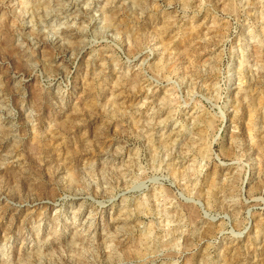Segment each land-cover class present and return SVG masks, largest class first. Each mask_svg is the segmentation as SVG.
Wrapping results in <instances>:
<instances>
[{"label": "rangeland", "instance_id": "374dc122", "mask_svg": "<svg viewBox=\"0 0 264 264\" xmlns=\"http://www.w3.org/2000/svg\"><path fill=\"white\" fill-rule=\"evenodd\" d=\"M0 264H264V0H0Z\"/></svg>", "mask_w": 264, "mask_h": 264}, {"label": "bare ground", "instance_id": "6f19581e", "mask_svg": "<svg viewBox=\"0 0 264 264\" xmlns=\"http://www.w3.org/2000/svg\"><path fill=\"white\" fill-rule=\"evenodd\" d=\"M69 33V32H68ZM66 35H67V33H66ZM58 40V39H57ZM60 40V39H59ZM43 42H45V41H43ZM57 43H59V42H57Z\"/></svg>", "mask_w": 264, "mask_h": 264}]
</instances>
